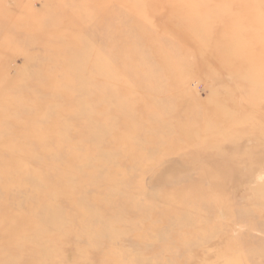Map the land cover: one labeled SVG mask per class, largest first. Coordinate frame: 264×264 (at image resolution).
<instances>
[{
    "label": "rangeland",
    "instance_id": "rangeland-1",
    "mask_svg": "<svg viewBox=\"0 0 264 264\" xmlns=\"http://www.w3.org/2000/svg\"><path fill=\"white\" fill-rule=\"evenodd\" d=\"M263 252L264 0H0V264Z\"/></svg>",
    "mask_w": 264,
    "mask_h": 264
},
{
    "label": "bare ground",
    "instance_id": "bare-ground-1",
    "mask_svg": "<svg viewBox=\"0 0 264 264\" xmlns=\"http://www.w3.org/2000/svg\"><path fill=\"white\" fill-rule=\"evenodd\" d=\"M263 173V172H262ZM259 175V174H258ZM262 255H264V252L263 253H261Z\"/></svg>",
    "mask_w": 264,
    "mask_h": 264
}]
</instances>
